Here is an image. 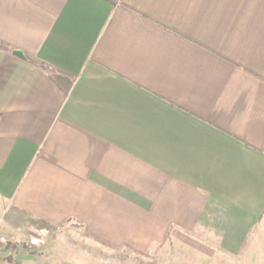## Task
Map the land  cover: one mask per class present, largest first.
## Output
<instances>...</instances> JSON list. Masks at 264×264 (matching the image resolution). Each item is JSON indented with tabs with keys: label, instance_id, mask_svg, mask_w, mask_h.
<instances>
[{
	"label": "crops",
	"instance_id": "1",
	"mask_svg": "<svg viewBox=\"0 0 264 264\" xmlns=\"http://www.w3.org/2000/svg\"><path fill=\"white\" fill-rule=\"evenodd\" d=\"M0 237L264 264V0H0Z\"/></svg>",
	"mask_w": 264,
	"mask_h": 264
},
{
	"label": "rangeland",
	"instance_id": "2",
	"mask_svg": "<svg viewBox=\"0 0 264 264\" xmlns=\"http://www.w3.org/2000/svg\"><path fill=\"white\" fill-rule=\"evenodd\" d=\"M30 237H34V236H30ZM30 237L27 240H28V245L31 248L34 245L31 246L29 244ZM37 239H38V243H39L40 239L39 238H37ZM38 243H36V245ZM14 247L15 246L12 243H9L6 239L0 237V264H3V263L6 264L7 261H10V260H11V263H15V262L17 263V261L25 259V254H26L27 249H25L23 251L24 253L21 254L20 256L17 255L14 257V255H15L13 252ZM157 249L158 248H155L153 251H150L149 253L148 252H138V251H135L133 249H130L131 251L123 250V251H117L115 253L109 254V257H111V256L113 257L112 259H114V264H171L170 258L172 257V254L160 253ZM99 255H102V253H100ZM213 255L214 254L210 255L209 261L207 260V262L205 261L202 264H218L217 261L222 262V260L224 262L226 261L225 262L226 264H233L234 263V261H232L233 259L230 260V258H228V257H226V258L222 257L221 258V257H218L216 255H214L215 257H213ZM22 256H23V258H22ZM37 258H38L37 260L33 261L34 264H47L46 259H45V261H43L40 257H37ZM206 259H208V258H206ZM195 264H199L197 259H196Z\"/></svg>",
	"mask_w": 264,
	"mask_h": 264
},
{
	"label": "built area",
	"instance_id": "3",
	"mask_svg": "<svg viewBox=\"0 0 264 264\" xmlns=\"http://www.w3.org/2000/svg\"><path fill=\"white\" fill-rule=\"evenodd\" d=\"M36 243H38V239L35 236L34 237H30L29 244L32 246V245H36Z\"/></svg>",
	"mask_w": 264,
	"mask_h": 264
},
{
	"label": "water",
	"instance_id": "4",
	"mask_svg": "<svg viewBox=\"0 0 264 264\" xmlns=\"http://www.w3.org/2000/svg\"><path fill=\"white\" fill-rule=\"evenodd\" d=\"M13 54H15V55H17V56H19V57H22V54H21V52H19V51H13Z\"/></svg>",
	"mask_w": 264,
	"mask_h": 264
}]
</instances>
